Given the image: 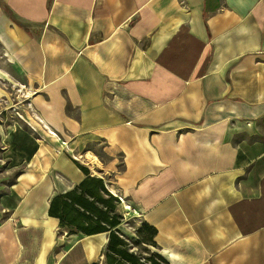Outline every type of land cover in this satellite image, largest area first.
I'll list each match as a JSON object with an SVG mask.
<instances>
[{
	"label": "crops",
	"instance_id": "obj_1",
	"mask_svg": "<svg viewBox=\"0 0 264 264\" xmlns=\"http://www.w3.org/2000/svg\"><path fill=\"white\" fill-rule=\"evenodd\" d=\"M0 49V264H104L49 213L99 176L166 264H264V0H0Z\"/></svg>",
	"mask_w": 264,
	"mask_h": 264
},
{
	"label": "trees",
	"instance_id": "obj_2",
	"mask_svg": "<svg viewBox=\"0 0 264 264\" xmlns=\"http://www.w3.org/2000/svg\"><path fill=\"white\" fill-rule=\"evenodd\" d=\"M101 193H106L108 199L103 198ZM113 200L116 198L105 190L101 178L88 177L81 181L77 188L54 196L50 202L49 213L56 216L60 226L69 232L80 231L86 234L109 232L103 252L104 264H142L139 257L125 248L126 243L117 228L120 216L109 212L115 208ZM144 227L149 235L142 238V242L153 245L155 229L151 226ZM154 257L166 264L158 254L154 253ZM153 258L149 259V264H159Z\"/></svg>",
	"mask_w": 264,
	"mask_h": 264
},
{
	"label": "rangeland",
	"instance_id": "obj_3",
	"mask_svg": "<svg viewBox=\"0 0 264 264\" xmlns=\"http://www.w3.org/2000/svg\"><path fill=\"white\" fill-rule=\"evenodd\" d=\"M7 67V61L3 57L2 50L0 49V68L5 69ZM10 77L13 80V83H11L8 87L10 88L12 96L14 98L13 101L16 104L18 103L19 109L24 111L22 113H25L29 110L26 98L30 91L27 86H25V82H23L22 78H16V76H14L13 74H10ZM97 178L102 179V177L100 176ZM102 182L105 190L110 193L106 184L108 182L105 183L103 179ZM110 194L114 196L116 200L112 201L115 205L114 210H110L109 212L110 214H118L120 216V223L117 225V228L119 230L120 236L124 239L126 243L125 248L129 252L139 257V261L142 264H149V259L153 258V254L155 252L150 247L152 246V244L142 242V238H147L149 232L144 227V225H142V223L138 220V215L133 211V209H129L127 211L124 210L121 205V200L112 193ZM101 195L103 196V198L108 199V195L106 193H101ZM153 259L159 264H165L162 260L157 257H154Z\"/></svg>",
	"mask_w": 264,
	"mask_h": 264
},
{
	"label": "built area",
	"instance_id": "obj_4",
	"mask_svg": "<svg viewBox=\"0 0 264 264\" xmlns=\"http://www.w3.org/2000/svg\"><path fill=\"white\" fill-rule=\"evenodd\" d=\"M120 199V198H119ZM121 200V199H120Z\"/></svg>",
	"mask_w": 264,
	"mask_h": 264
}]
</instances>
